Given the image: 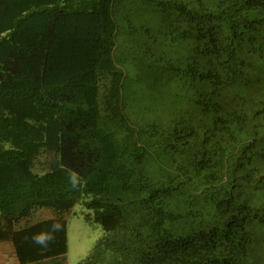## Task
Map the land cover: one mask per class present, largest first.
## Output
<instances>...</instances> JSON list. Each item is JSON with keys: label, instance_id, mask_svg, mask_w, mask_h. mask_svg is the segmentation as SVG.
<instances>
[{"label": "trees", "instance_id": "1", "mask_svg": "<svg viewBox=\"0 0 264 264\" xmlns=\"http://www.w3.org/2000/svg\"><path fill=\"white\" fill-rule=\"evenodd\" d=\"M259 29L264 0H0V240L65 255L83 203L77 264H262Z\"/></svg>", "mask_w": 264, "mask_h": 264}, {"label": "rangeland", "instance_id": "2", "mask_svg": "<svg viewBox=\"0 0 264 264\" xmlns=\"http://www.w3.org/2000/svg\"><path fill=\"white\" fill-rule=\"evenodd\" d=\"M264 29H259L257 42L255 43V53L253 56H264ZM262 35V36H261ZM255 69L250 70L249 75L254 79H258L256 86L264 90V65L255 62ZM83 203L75 204L70 213L67 215V264H77L84 259L96 240L102 235V228L97 223H90L86 220L85 214L90 213ZM258 251L261 253L260 261L264 264V231H262L257 244Z\"/></svg>", "mask_w": 264, "mask_h": 264}, {"label": "crops", "instance_id": "3", "mask_svg": "<svg viewBox=\"0 0 264 264\" xmlns=\"http://www.w3.org/2000/svg\"><path fill=\"white\" fill-rule=\"evenodd\" d=\"M51 218H54V216L50 212L42 211L37 213L33 219L30 220V223H36L37 221ZM0 264H67V262L66 254H58L32 261L20 260L13 242L10 240H0Z\"/></svg>", "mask_w": 264, "mask_h": 264}, {"label": "clouds", "instance_id": "4", "mask_svg": "<svg viewBox=\"0 0 264 264\" xmlns=\"http://www.w3.org/2000/svg\"><path fill=\"white\" fill-rule=\"evenodd\" d=\"M51 228H52V231L57 230L56 225H52ZM49 239H51V237H50L49 235H46V234H39V235H36V236L34 237V242L39 243V244H44V243H46Z\"/></svg>", "mask_w": 264, "mask_h": 264}]
</instances>
